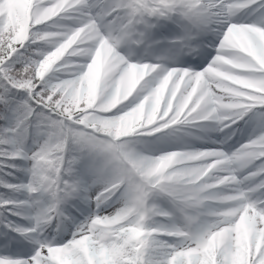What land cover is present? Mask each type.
I'll list each match as a JSON object with an SVG mask.
<instances>
[{
	"label": "snow or ice",
	"instance_id": "1",
	"mask_svg": "<svg viewBox=\"0 0 264 264\" xmlns=\"http://www.w3.org/2000/svg\"><path fill=\"white\" fill-rule=\"evenodd\" d=\"M0 264H264V0H0Z\"/></svg>",
	"mask_w": 264,
	"mask_h": 264
}]
</instances>
